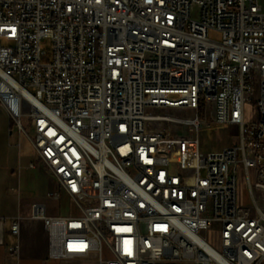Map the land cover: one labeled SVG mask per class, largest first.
Here are the masks:
<instances>
[{
  "label": "built area",
  "instance_id": "obj_1",
  "mask_svg": "<svg viewBox=\"0 0 264 264\" xmlns=\"http://www.w3.org/2000/svg\"><path fill=\"white\" fill-rule=\"evenodd\" d=\"M0 107L79 209L49 260L264 264V0H0Z\"/></svg>",
  "mask_w": 264,
  "mask_h": 264
},
{
  "label": "crops",
  "instance_id": "obj_2",
  "mask_svg": "<svg viewBox=\"0 0 264 264\" xmlns=\"http://www.w3.org/2000/svg\"><path fill=\"white\" fill-rule=\"evenodd\" d=\"M0 115L11 122L1 107ZM15 132L12 129L9 133L7 128L0 126V263L48 264L52 261L48 259L49 239L44 234L43 221L32 217L33 206L36 204L45 206L47 216H66L70 211L55 214L51 205L54 202H63V199H67L71 204L72 202L60 188L49 169L39 161L34 148L35 156L32 161L28 162L26 169H39L38 177L36 178V175L31 177L21 171V164L24 156L27 155H23L22 148L17 155L11 154L9 149L10 140L13 139ZM19 138L20 140L22 138L20 134ZM7 150L9 151L8 155L5 154ZM32 163H36L35 168H30ZM35 184L38 185L37 191L29 192ZM51 190L59 194V201L51 200L48 197ZM15 219H20L18 236L11 232V226ZM16 245H19V252L14 256L9 251V247Z\"/></svg>",
  "mask_w": 264,
  "mask_h": 264
},
{
  "label": "rangeland",
  "instance_id": "obj_3",
  "mask_svg": "<svg viewBox=\"0 0 264 264\" xmlns=\"http://www.w3.org/2000/svg\"><path fill=\"white\" fill-rule=\"evenodd\" d=\"M210 39L220 41L221 35L215 32H211ZM46 47H48V45L44 46V48ZM175 112L177 114H183L186 117L192 116V111L180 110V111H175ZM253 113H254V107L252 106L247 107V120L248 121L251 120ZM0 126L7 128V130H9V133L13 129V124L9 122L8 120H6L4 116H1V115H0ZM200 139H201V143L205 150L215 151V150L223 149L225 146L230 144V141H233L234 143L237 142L238 134H237L236 127H233V126H229L225 128L213 126L210 129L204 130L200 134ZM10 144L11 145L9 149H10L11 154L15 153L17 155V153H19V151L23 149L22 150L23 155L28 156V157L24 156V160L21 164V171L23 173L29 174L31 177L36 175L35 177L37 178L40 173L39 169L37 170H27L26 169V166H28V162L32 161L33 157L35 156V153H34V150H33V147L30 141L25 136H22L20 140L19 134L15 132L13 139L10 140ZM5 154L8 155L9 151L7 150ZM240 187L244 193V203L249 204L250 202L248 198V189H247L246 184H241ZM37 189H38V185L35 184V186H33V188L31 189V191L29 190L28 191L29 192L37 191ZM57 190L59 189L57 188ZM51 208L55 212V214H59L61 212H67V211H70L72 215L79 214V209L75 205L71 204L67 199H63V202H60V203L54 202L51 205ZM48 264H59V262L53 260V261H50ZM82 264H98V261L95 259H91V260L83 261Z\"/></svg>",
  "mask_w": 264,
  "mask_h": 264
}]
</instances>
